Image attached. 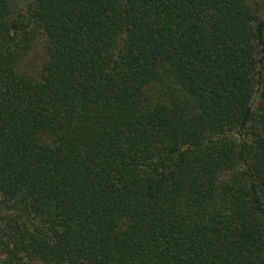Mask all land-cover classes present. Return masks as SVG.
I'll list each match as a JSON object with an SVG mask.
<instances>
[{
  "label": "trees",
  "instance_id": "trees-1",
  "mask_svg": "<svg viewBox=\"0 0 264 264\" xmlns=\"http://www.w3.org/2000/svg\"><path fill=\"white\" fill-rule=\"evenodd\" d=\"M0 264H264V0H0Z\"/></svg>",
  "mask_w": 264,
  "mask_h": 264
},
{
  "label": "rangeland",
  "instance_id": "rangeland-1",
  "mask_svg": "<svg viewBox=\"0 0 264 264\" xmlns=\"http://www.w3.org/2000/svg\"><path fill=\"white\" fill-rule=\"evenodd\" d=\"M252 2L253 0H248ZM46 60V52H45V41L42 40L37 44V47L32 52L30 59L28 61V68L31 70L35 69L36 66L41 65Z\"/></svg>",
  "mask_w": 264,
  "mask_h": 264
}]
</instances>
